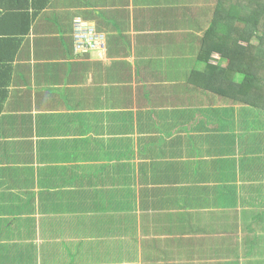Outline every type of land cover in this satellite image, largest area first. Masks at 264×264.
I'll list each match as a JSON object with an SVG mask.
<instances>
[{
  "label": "crops",
  "instance_id": "crops-1",
  "mask_svg": "<svg viewBox=\"0 0 264 264\" xmlns=\"http://www.w3.org/2000/svg\"><path fill=\"white\" fill-rule=\"evenodd\" d=\"M32 4L0 0V264H264V110L207 72L213 0Z\"/></svg>",
  "mask_w": 264,
  "mask_h": 264
},
{
  "label": "trees",
  "instance_id": "trees-1",
  "mask_svg": "<svg viewBox=\"0 0 264 264\" xmlns=\"http://www.w3.org/2000/svg\"><path fill=\"white\" fill-rule=\"evenodd\" d=\"M43 1L48 0H32V6L38 4L36 8H41ZM210 34L213 39L208 40ZM204 36L203 48L207 40L210 44L207 57L203 58L205 62L211 51L220 53L227 62L223 69L207 65V72L212 70V77L218 73L227 74L229 81H236L234 78L239 76L237 87L245 96L250 94L244 102L264 110V0H213L211 27ZM2 46L3 40H0ZM2 77L5 80L1 81ZM9 78V70L8 75L0 71V86L5 88Z\"/></svg>",
  "mask_w": 264,
  "mask_h": 264
},
{
  "label": "built area",
  "instance_id": "built-area-1",
  "mask_svg": "<svg viewBox=\"0 0 264 264\" xmlns=\"http://www.w3.org/2000/svg\"><path fill=\"white\" fill-rule=\"evenodd\" d=\"M72 39L77 54L103 51L106 45L105 35L80 17L73 19Z\"/></svg>",
  "mask_w": 264,
  "mask_h": 264
},
{
  "label": "rangeland",
  "instance_id": "rangeland-1",
  "mask_svg": "<svg viewBox=\"0 0 264 264\" xmlns=\"http://www.w3.org/2000/svg\"><path fill=\"white\" fill-rule=\"evenodd\" d=\"M253 43H255V44H256V43H257V42H256V40H255V41H253Z\"/></svg>",
  "mask_w": 264,
  "mask_h": 264
}]
</instances>
